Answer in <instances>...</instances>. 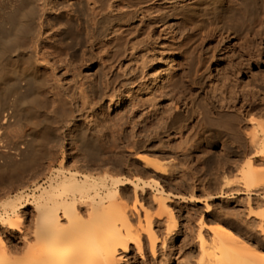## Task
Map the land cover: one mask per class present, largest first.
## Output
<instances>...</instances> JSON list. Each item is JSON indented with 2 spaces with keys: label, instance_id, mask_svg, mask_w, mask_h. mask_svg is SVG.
<instances>
[{
  "label": "bare ground",
  "instance_id": "6f19581e",
  "mask_svg": "<svg viewBox=\"0 0 264 264\" xmlns=\"http://www.w3.org/2000/svg\"><path fill=\"white\" fill-rule=\"evenodd\" d=\"M39 1L37 4V0H30L28 6L12 8L0 23V100L15 102L19 107L17 116L9 111L0 112V159L15 161V165L33 159V150L43 135L58 140L48 130L47 120L32 121L33 115L42 109L38 102L42 82L51 75L50 68L57 70L48 58L46 47L56 34L49 35L53 27L48 15L57 12V5L55 0ZM261 3L264 0H191L188 3L183 0H87L92 43H99L105 34L108 39L100 40L104 47L117 37L126 39L123 53L106 52L101 83L111 103L119 106L125 98L130 102L126 118L130 130L122 126L114 144L122 141L131 152L152 144L172 148L170 135L177 130L181 134V146H186L188 137L183 135L184 129L190 128L191 119L199 115L200 125L206 122L230 131L236 141L241 137L234 124L244 121L250 124L251 130L243 131L249 142L243 155L251 161V170L255 161H264V121L250 117L256 106L246 110L245 105L238 106L237 99L232 103L231 98L228 109L221 110L217 105L186 99V110H183L181 77L175 65L178 57L186 60L215 34L244 32L255 20ZM173 20L177 26L172 25ZM133 36L136 40L131 39ZM23 38H29L26 50L22 49ZM217 62L214 51L207 58L189 61L188 64L193 63L189 72L195 80L207 75L213 77L211 67L213 64L218 67ZM80 77L78 74L74 78L71 94L63 84L55 82L51 90L55 101L81 102L93 109L94 99H90ZM13 132L21 144L4 151V138ZM163 135L169 138L165 140ZM79 140L93 154L97 153L94 139L84 125L80 126ZM138 158L144 164V171L153 174L151 178L118 175L125 168L132 170L134 162L131 161L69 166L64 161L59 165L51 161L43 176H37L2 204L0 264H125L135 248L143 254L147 240L154 257L159 258L161 248L164 255L160 262H163L174 239L177 217L168 205L175 197L166 196L168 192L161 179H174L173 164L139 155ZM148 196L165 209L168 231L164 234L156 230L161 217L156 218L143 204ZM28 206L33 207L29 221L26 220L28 213L23 210ZM250 217L260 223L264 237V209L251 207ZM253 221L248 222L253 224ZM2 227L7 232L21 233L22 245L10 244ZM198 234L202 255L196 264H264L263 241L247 240L228 228L205 223ZM165 262L169 264L170 260Z\"/></svg>",
  "mask_w": 264,
  "mask_h": 264
},
{
  "label": "rangeland",
  "instance_id": "374dc122",
  "mask_svg": "<svg viewBox=\"0 0 264 264\" xmlns=\"http://www.w3.org/2000/svg\"><path fill=\"white\" fill-rule=\"evenodd\" d=\"M55 2L58 10L50 12L48 19L53 27L49 35H54L55 32L56 34L48 41L46 47L48 58L57 70L50 68L51 75L42 82L41 94L38 95L42 109L33 115L32 121L40 123L47 120L48 130L56 135L58 140L51 135H43L33 150L31 161H19L20 163L15 165V161L0 159V210L4 202L14 198L32 180L41 176L51 161L58 165L64 161L68 166L86 162L109 161V164H113L131 161L134 162L132 170L125 168L117 174L129 177L137 174L144 179L151 178L153 174L144 171V164L138 158L139 155L153 161L172 162L174 179L163 178L161 182L167 189L166 196L175 197L168 205L177 217V226L163 262H160L161 255H164L161 248L158 251L159 258L154 257L147 240L143 254L138 253L135 248L124 261L125 264H167L165 260L168 259L169 264H196L202 255L198 232L203 223L228 228L247 240L263 241L261 247L264 248L260 223L250 217L251 207L264 209V161H255L251 170V161H248L242 152L249 146L243 131H250L251 125L245 121L234 124L236 130L239 128L236 132L241 137L236 141L230 131L213 127L206 122L200 125V116L196 115L190 121V128L184 129L183 135L188 137L186 146H181L182 138L177 130L170 135L173 140L172 148L152 144L131 152L122 141L118 140L117 144H114L118 137L117 131L122 126L128 129L126 118L130 102L125 98L120 101L119 106L117 103H111L105 96L101 83L106 52L123 53L126 39L117 37L108 47H104L100 40L108 39L105 34L100 37L99 43H92L91 13L87 0ZM39 3L37 0V4ZM29 4L30 0H0V23L12 8ZM172 25L177 26L176 20L172 21ZM112 36L114 34L109 37ZM131 39L136 40V37ZM28 41L29 38L22 39L23 50L27 49ZM214 51L219 65H212L213 77L207 75L206 78L195 80L189 72V66L194 62L188 64L189 61H196L200 57L207 58ZM175 65L181 77L180 89L183 94L180 105H183V110H186V99H196L210 106L217 105V108L224 110L228 109L227 102L233 98L232 103L237 99L238 106L245 105L246 110H251L252 105L256 106L250 117L264 121V3L258 5L255 20L244 32L215 34L201 43L200 49L189 54L186 60L178 57ZM78 74H81L80 78L87 87L90 99H94L93 109L84 107L81 102H56L52 96V85L57 81L71 94L75 88L74 78ZM119 88L122 90V87ZM219 98H223V102H219ZM11 99H14V96ZM5 111L13 112L17 116L19 107L15 102L0 100V112ZM81 125L87 127L90 137L94 139L96 154L79 140ZM163 137L165 140L169 138L167 135ZM20 144V139L13 132L11 136L4 138L2 148L6 151L15 149ZM135 169L140 172L136 173ZM133 203L134 198L130 200V204ZM143 204L156 218L161 217L156 230L162 234L166 233L168 217L164 207L155 203L150 196L143 199ZM23 210L28 213L26 220L29 221L33 207L28 206ZM249 220H252L253 224H250ZM4 230L10 244L22 245L21 233L7 232L2 227V231Z\"/></svg>",
  "mask_w": 264,
  "mask_h": 264
}]
</instances>
